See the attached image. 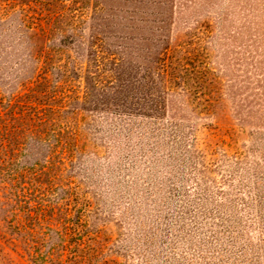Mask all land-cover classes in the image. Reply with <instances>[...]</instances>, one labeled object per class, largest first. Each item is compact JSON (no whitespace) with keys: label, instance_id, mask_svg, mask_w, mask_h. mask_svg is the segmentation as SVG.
<instances>
[{"label":"rangeland","instance_id":"1","mask_svg":"<svg viewBox=\"0 0 264 264\" xmlns=\"http://www.w3.org/2000/svg\"><path fill=\"white\" fill-rule=\"evenodd\" d=\"M0 264H264V0H0Z\"/></svg>","mask_w":264,"mask_h":264}]
</instances>
